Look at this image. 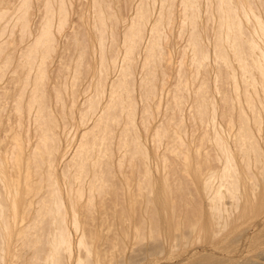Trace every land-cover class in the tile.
I'll return each mask as SVG.
<instances>
[{
	"label": "bare ground",
	"instance_id": "6f19581e",
	"mask_svg": "<svg viewBox=\"0 0 264 264\" xmlns=\"http://www.w3.org/2000/svg\"><path fill=\"white\" fill-rule=\"evenodd\" d=\"M30 1L22 0L21 7L18 9L20 11L17 21L20 22L23 36L30 32L28 15ZM50 1H46L47 4L44 3L46 4L44 21L38 34L34 35V40L23 51L20 60L21 65L28 70L29 75H26L28 80L30 73L34 72L33 94L28 103V113L33 116L37 126L35 128L36 141L27 152L26 147L24 149L25 143L18 137L16 145L7 152V161L5 162L0 157V264L9 263L8 256L12 243L15 241L20 243L19 247L22 250L19 249L18 244V249L14 250L22 251L20 254L24 259L23 264H72L75 247L80 250L83 248L85 253L79 254L74 264H105L100 259L98 250L88 240L86 231L81 228L83 225H81L80 208L83 205L91 207L100 195L103 199L105 192L115 186L114 177L118 167L128 156L130 159L139 156L145 167L144 179L139 185L141 189L146 188L148 191L146 200L149 206L148 235L152 244L155 243V245H149L150 248L152 247L150 249L152 254L164 252L162 244L168 239L167 237H172V235L178 243L173 246L175 250L180 247L185 249L199 242H209L216 246L219 241L227 237L225 240L227 242L221 248L237 252L238 243L247 237L250 227L257 223L264 213V114L263 111L255 109L257 101L264 107V19L255 5L261 2L260 4L264 6L262 3L264 0H208L207 7H213L212 1L215 2L214 9H207L212 13L210 17L215 16L218 21L217 33L214 32L217 37L213 35L216 38L215 41L211 40V37L209 38L202 29L201 0H181L180 2L183 8L181 10L183 13L181 31L184 29V33L185 28H188L186 31L188 30L189 37L186 46L190 49V54L187 55L189 60L182 59L181 66L187 63L193 67L194 73L191 70V75L197 76L201 73L202 67L212 66V63H207L208 61L223 62L227 69H231L228 75L235 80L238 100H241L238 72L245 85V107L241 106V111H238L235 116L233 111L222 115L223 119L227 116L225 122L227 128L222 127L217 120L219 111L216 103L208 95L205 80L195 91L194 117L199 122L198 125H208L212 129L211 132L206 131L203 137L207 138V143L208 141L212 143L215 152L214 160L220 164L218 168L210 165L212 164L211 153H202L201 146L195 149L192 146L195 143L194 139L191 142L185 140L184 120L183 117L178 118L177 111H174L172 117L168 118L170 119L168 123H162L156 127L150 124V118L155 116L156 111L151 110L149 101L151 102L156 96V73L159 66L161 67L162 60L165 59L164 40L169 37L168 26L174 24L172 6L176 0H160L159 16H155L154 20L153 6L151 9L153 2L151 1L150 5L149 0H140L136 7L137 10L135 9V15L123 34L122 52L114 50L110 57L107 54L106 45L107 21L115 20L113 16L115 17L116 14L113 12L114 14L111 15L112 10H106L107 12L104 10L102 5H105L106 1L94 0V14L96 15L94 29L97 32L94 33L97 45L91 42V39L88 42L91 54L100 55L95 66L89 69L94 80V83L90 85L95 90L83 103L86 104L85 108H79L77 112L79 127L86 129L80 136L74 154L69 161L63 163L62 171H60L62 181L64 180L63 185L58 173L61 162L59 154L62 148L61 136L58 132L60 125L47 108L44 84L47 78V59L55 49L53 27L55 25L59 31L63 29L67 21V11L63 1L59 0V8L56 12L58 19L56 20L55 10ZM156 3L157 0H154V5ZM107 9L110 10L109 7ZM253 19L255 22L251 26L252 29L248 30L246 24ZM206 36L212 41V48L206 45ZM112 38L116 39L113 30ZM84 42L79 41L80 52H77L78 57L76 56L77 59L74 62L75 69L72 77L76 80L82 73V66L87 57V41L83 45ZM143 44L145 54L142 76L140 82L138 81L139 101L143 104L141 123L144 127L141 126L145 128L149 141L151 138L153 152L150 147L149 149L146 147L141 131L143 128H139V101L134 94L137 90L136 53ZM4 50L0 47V54H3ZM5 58L8 63L9 54ZM112 66L118 69V76L115 79H110L109 68ZM237 67L240 70L238 72ZM160 70L163 72L162 68H159V72ZM186 86L187 83L180 80L177 86L178 91ZM60 92L57 90L58 99ZM19 99L17 109L21 110L22 101L20 102ZM182 103L183 96L175 95V108L180 109ZM246 107L251 111H247ZM73 113L75 114V111H72V115ZM162 144L165 145L166 152L181 159L182 170L191 178L195 187L205 193L208 200L207 210L202 212L200 209V212L198 209L201 213H199V218L194 219L195 222L190 223L188 227H184V231L180 226L181 223L178 221L176 225L174 224L176 221L173 222L172 219V216L176 218V206L171 197L173 188L170 187L168 175L165 174L161 180L154 179L151 162L156 161L157 170H155L159 172L161 171L160 165L163 166L166 163L167 168V161L170 159L165 151L161 152L163 155L158 153ZM193 149L196 150L198 158L195 156V159L197 161L194 160ZM66 155L67 153L64 157ZM8 166L14 171V173L13 171L9 173L10 176L7 174L6 167ZM179 187L183 188L181 184ZM226 199L230 201L229 206ZM132 200V196L131 198L129 196L126 216H128L130 225L134 211V200ZM125 218L127 220V217ZM130 225L128 224L129 227ZM15 228L17 240L13 241ZM74 229L77 235L76 241L73 234ZM137 229V232L141 233L142 228H140L141 231L138 227ZM137 232L133 237L138 240L141 235ZM96 235L97 233L94 235L95 238H97ZM129 235L132 237V233ZM250 242L253 248L264 246V228L257 229L250 237ZM136 258L135 255H131L130 261L133 262L138 259ZM233 258L230 256L224 259L215 254L204 253L186 264H237L232 260ZM247 262L243 264L253 261L247 259ZM119 263L122 264L120 261Z\"/></svg>",
	"mask_w": 264,
	"mask_h": 264
},
{
	"label": "rangeland",
	"instance_id": "374dc122",
	"mask_svg": "<svg viewBox=\"0 0 264 264\" xmlns=\"http://www.w3.org/2000/svg\"><path fill=\"white\" fill-rule=\"evenodd\" d=\"M46 1L49 2L50 0L30 1L28 15H29V23H30L29 31L31 33L29 32L28 35L24 34L23 36L21 32L20 22L17 21L20 11L18 9H20L21 7L20 5L22 4V0H0V15L3 13L0 16L1 17L0 47H3L5 49L3 51V54L2 53L0 54V157L3 158L5 162L7 161V156H6L7 152L10 151L14 145H16L18 141V137H20L25 143L24 149L26 147L27 152L30 149V147L33 145L34 141H36L37 132L35 128L37 126L34 123L33 116L28 113L29 111L28 103L31 98V95L33 94L32 90L34 84L33 83L34 72L32 71V73H30V79L28 80L26 78L27 77L26 75H29L28 70L27 68H24L21 65L20 60L23 51L34 40V37L36 36V34H38L40 30V26L44 21L43 17L45 15V10H46V4H47ZM58 1L59 0L50 1L52 7L55 10V17H57L56 20L58 19L56 12L59 8V3H60ZM62 1L64 3L65 10L67 11L66 12L67 21L63 29H61L60 31L57 29L55 25L53 27L55 49L51 52V55L48 58L49 60L47 59V66H46L47 78H45L46 81L44 80L45 81L44 93H45L47 108L49 111L53 113V115L56 117L60 125L58 127V132L60 133L61 136L62 148L60 152L61 154H59V159L61 162L59 163L58 173L60 175V181L63 185L64 180L62 181V175L60 172L62 171L61 168L64 165L63 163L69 161V158H71L72 154H74L75 149L77 148L76 146H78L77 145L78 141H80L79 140L80 136H82L83 132L86 129L81 126L79 127L77 121L79 115L77 118V112L79 111V108L80 109L85 108L86 104L83 103L88 98V96L92 94L95 90L92 89L90 85V83L91 84L94 83V80L91 77L89 69L91 66L92 67L95 66L96 61L97 59H99L100 55L99 54L97 55V53L91 54V48L88 42L89 39H91V42L93 41L97 45L96 34H95L97 32L94 29V21L96 19V15L94 14L95 11L93 4L94 0H62ZM151 1L153 2L152 3L153 5H151ZM159 1L160 0H157L155 6L154 0H149L151 9L153 6V10H152L154 11L153 20L155 19V16L156 17L159 16V12H160L159 6L161 5L160 3L161 1L160 2ZM103 2H105V5H102V7H104V10L105 11L112 10L110 14L112 15L115 13L116 14L115 17H117L115 18L113 16L115 20L109 19L107 21L108 39L106 45H107V54L110 57L114 52V50H116L117 52L118 50L119 52H122L123 43L121 40L123 38V34L126 30V27L129 26L131 18L135 15V9L137 10L136 7L139 4L140 0H103ZM180 2L181 0H176L174 5L172 6L173 9L171 8L173 13L172 15H174L175 20H174V24L168 26L167 28L169 39L166 38V40H164V47H165L164 52L166 55H165V59H163L162 63L160 64L161 67L159 66V68L163 69V72L162 70H160L159 72V68H158V71L156 73L157 75L156 81H155L157 83L156 96L155 98H153V100L151 98L152 103L149 101L151 110L156 111V114H154L155 116L150 118L151 120H153L152 121L153 123H151L150 120V124L151 126L156 127L158 125H162V123L163 124L168 123L167 121L170 120L168 118L174 113V111H177L176 113L178 118L183 117L184 120L183 127L185 126L184 129H186V134L184 135L185 140L187 139L188 142L189 140L191 142L192 139H194L195 143L193 144L191 143V144L195 149L201 146L200 150L202 153L205 152L211 153L212 164L210 165L214 168L215 167L218 168L220 164H218L217 160H214L215 152L213 151L214 148L212 146V143H210L209 141L207 143L206 142L207 138L203 137L206 131L211 132L212 129L208 125L206 126L199 124L202 127L199 126L198 125L199 122H197V120L194 117L195 115L194 106H196L195 91L197 90L196 88H198V86H200L205 80L208 86L207 89L208 95L210 96V99L213 100L214 103H216L217 110L219 111L218 118L219 117L220 118L219 119L217 118V120L222 125V127L227 128L225 124L227 116L225 117L226 119H223L222 115L225 113L230 114L231 111H233V114L235 116L238 113V111H241V106L244 105L245 107V103H246L245 95H244L245 85L244 82H242L243 80H241V74L240 72H238L240 70H238L237 67V72L239 73V76L237 75L238 77L237 79L241 86L239 90V93L241 95V100H238L236 95L237 91H235V80L230 78L228 75V72H230L231 69L230 68L227 69V66L224 65L223 62L219 61L215 63L214 61L211 60L208 61L207 63L208 64L212 63V66L205 65L204 67L201 68V73H199L197 76L191 75V70L194 73L193 67L187 65V63L186 65L183 64L181 66V61H183L184 59L186 61L189 60V57L187 58V55L189 56L190 49L189 47L186 46L188 44L187 38L189 37L188 30L186 31V29L188 28H185V32H184L185 34L183 33L184 29L183 31H181V28H183L181 23L182 22L181 18L183 17V13L181 10H183V8ZM201 3H202V11H201L200 21H201V25L203 26L202 29L204 33H206L209 36V38L211 37V40L214 39L215 41L216 38L215 36L213 37V35H216L215 33H217L218 21L215 16L210 17L212 13L207 11L208 8L211 10L214 9L215 2L212 1L213 7L212 6L207 7L208 0H201ZM260 3L258 4L257 2L255 5L257 7L256 9L259 10L258 12L263 15V19H264V14H263L264 6L263 4ZM106 5L107 8L109 7L110 10L106 8ZM259 5L261 8L259 7ZM254 22H255L254 19L249 23L246 22L247 23L246 27L248 28V30L252 29L251 26ZM112 30L116 36L115 40H113L112 38ZM76 39H77V43H75ZM80 40L82 42L85 41L83 45L87 41L86 45L88 50L86 51L87 57L82 66V73L79 75V78L76 80L72 76H74L73 75L75 69L74 62L78 57L77 52L78 51L80 52L79 50V48L81 47L79 44ZM114 41H116L115 44ZM211 42L212 41L208 40L206 36V45L212 48ZM116 46L118 47V49ZM143 48H144V44L142 45L141 49L138 50L136 53L135 80L137 82V90L134 94L138 99V101L140 100V88L138 81L140 82V77L142 76L141 74L142 63L145 54ZM7 54H9V58H10V61H8V63L5 58ZM117 72H118L117 68H114L113 66L110 67L109 68L110 79H115L118 76ZM181 73L183 74V76H181L182 75ZM180 80L186 82L187 86L186 88H183L182 90L178 91L177 86ZM57 90L61 91L59 99L57 96ZM88 90H90V92ZM178 94L183 96V103L180 109L175 108L174 105V96ZM232 98L234 99L233 102H232ZM18 99L20 102L22 101L21 110L17 109ZM74 101L75 104L73 105ZM258 102L259 101H257V106L255 109L258 111H263L264 114V110H263L264 107L263 105H261L260 102H259L260 104ZM142 109H143V104L142 102L139 101L138 111L140 115L138 114V118H139L138 121L140 122L138 121L137 122L138 124H140L139 125L140 129L144 127L141 123ZM246 110L251 111L248 110V108ZM19 111H24V112H19ZM72 111H75V114L73 113L72 115ZM263 126H264V122H263ZM141 131L143 133V140H145L144 142H146V147L148 149L150 147V150L153 152L154 148L152 147L153 143L151 141V138L149 141V136L146 134L145 128H143ZM161 146L162 147L159 148V151L157 150L158 153L165 151V145L162 144ZM195 149H193L192 153L194 160L197 161L195 159V156L197 157ZM66 153L67 155L66 157H64V154ZM166 153L168 154V156H170V159L167 161V166H168L167 168L165 167L166 166L165 163L163 165L164 170L162 171L163 166L161 164L160 165L161 171L157 172L156 171L157 168H155V166L157 167L156 161H152L151 166L152 169L154 170V179L161 180L164 178L165 174L168 175L167 178H169V183L171 184L170 187L171 189L173 188L171 197L174 200V204L176 206L175 209L177 210V211L175 210L176 218L172 216L173 217L172 219L173 222L176 221L174 222V224H176L179 221L178 223H181L180 226L184 231V227H188L190 223H194L195 220L199 218V213L201 212L200 209H202V212L207 210L208 200L207 197H205L206 196L205 193L197 189L195 185L192 183L191 178L187 175V173H184V171L182 170L183 162L181 161V159L179 157H175V155L173 154H170L168 152ZM4 154L6 157L4 156ZM201 159L202 158H200V160ZM202 160H204V158ZM147 161L149 164V159ZM204 166L205 164L203 165V167ZM6 168L8 171L7 174L8 175L9 173L11 174L13 170L12 169L10 170L9 166ZM144 172H145V167L143 165L142 159L139 156L130 159L128 156L124 160L123 164L118 167L117 174L114 177L115 186H113V188H109L105 192V194L102 196L103 199L101 198V195L98 196V198H96L94 204L91 207L87 205H83L80 208L81 211L80 216L82 222L81 225H83V227L81 226V228L86 231L87 238L89 241L92 242L93 247L98 250L102 262L104 261L105 264L106 263L120 264L119 261L122 262V264H128V263L129 264H186L189 261L196 258V256L199 257L201 255H204V253L205 254L211 253V254H215L217 257L224 259L233 256L234 258L232 260L236 261L237 264H243V262H247V259H252V261L254 262L249 264H264V258H263L264 246H262L261 248L259 247L253 248L250 242V237L255 233V231L259 228H264V213L261 219L257 223L253 224L252 227H250L247 237L243 238L238 243L237 252L235 251L230 252L229 249L227 248L226 249L221 248L222 245H224L227 242L225 241L227 240V237H225V239H223L222 241H219L216 246L212 245L209 242H201V243L199 242L196 245L193 244L192 246L190 247L188 246L185 249L180 247L179 249L175 250V247L173 246H176V244L178 243L175 240L174 236L172 235V237H167L168 239H166L164 244H162V248L164 252L158 254H152L150 252V249L152 247L150 248V246L155 245V243L152 244V240L148 235L149 206L146 203L148 191L146 190V188L144 189L142 188L143 189L142 190L139 185L143 181L142 179H144L143 178ZM180 184L183 186V188L179 187ZM129 196L130 198L132 196L134 200V204H133L134 211L131 220V225L128 216H126L127 208L129 206ZM226 203L229 206L230 204L229 199H226ZM198 209L200 212H198ZM125 217H127L129 223L127 222ZM128 224L130 225L131 228L128 226ZM137 227L139 228V231L142 230L141 233L137 232L138 231ZM140 228L142 229L140 230ZM14 230L15 231H14L13 241L17 240L15 235L17 230L16 228ZM136 232L141 235L140 239L138 240L133 237L136 235ZM95 233H97L96 236L98 239L94 237ZM131 233H132L131 235L132 237H130V235L128 236V234ZM73 234L76 241L77 235L75 229L73 230ZM173 239H174V243H173ZM154 241L156 240L154 239ZM13 244L16 245L13 246ZM17 244L19 247L20 243L18 241L12 243V248L8 256L9 259L7 258L9 260L8 264H11L13 262H15L16 264H23L22 261H24V259L23 256L20 254V252H22L21 247H19V249L21 250H16V251L14 250V249H18ZM82 249L83 248H81L80 250L78 249V247H75V257L73 259L72 264L75 263V260L77 259L79 254L82 255V253H85L84 250ZM131 255L133 256L135 255L138 258V259L136 258L137 259L135 260L136 262L130 261Z\"/></svg>",
	"mask_w": 264,
	"mask_h": 264
}]
</instances>
